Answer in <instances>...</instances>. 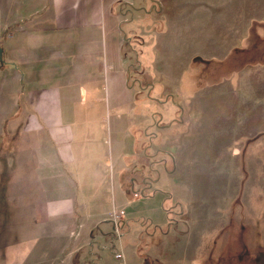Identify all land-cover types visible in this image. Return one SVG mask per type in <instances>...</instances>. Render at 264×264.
<instances>
[{
	"label": "crops",
	"instance_id": "0c3cea01",
	"mask_svg": "<svg viewBox=\"0 0 264 264\" xmlns=\"http://www.w3.org/2000/svg\"><path fill=\"white\" fill-rule=\"evenodd\" d=\"M156 1L36 0L22 16L26 23L15 30L19 40H8L5 49L17 68L1 98L3 109H10L8 126L19 127L23 142L13 149L14 172L0 190V226L19 232L0 261L89 264L94 247L102 246L112 256L97 253L95 264H142V258H134V205L150 202L154 193L146 200L134 193V163L144 167L153 155L134 161V86L129 85L134 63L129 65L124 52L125 45L134 48V18L147 20L155 7L162 15L175 1L185 36L208 26L212 36L229 37L236 22H264V0ZM166 17L170 33L177 26ZM259 30L264 35V23ZM145 88L152 91L153 82ZM153 126L166 129L160 120L154 119ZM163 144L155 147L162 156L154 162L159 170L166 166L168 178L183 169L185 155L181 147L166 150ZM145 171L137 172L139 180ZM146 180L148 188L157 183ZM112 211L121 214L119 238ZM115 252L123 258H115Z\"/></svg>",
	"mask_w": 264,
	"mask_h": 264
},
{
	"label": "rangeland",
	"instance_id": "374dc122",
	"mask_svg": "<svg viewBox=\"0 0 264 264\" xmlns=\"http://www.w3.org/2000/svg\"><path fill=\"white\" fill-rule=\"evenodd\" d=\"M35 1L0 0V190L14 172L13 149L23 142L19 127L9 128L10 109L1 102L17 68L5 49L8 40H19L15 30L25 25L22 16ZM174 2L162 15L155 7L147 20L134 18V48L124 49L134 63V161L153 155L144 167L134 163V193L141 199L154 193L150 202L134 205V258L142 264H264V22H236L229 37L212 36L208 26L185 36ZM168 15L177 26L170 33ZM150 81L152 91L145 88ZM154 119L166 127L163 132ZM163 141L165 149L181 147L185 155L183 169L168 178L166 166L159 170L154 162ZM145 169L139 180L137 172ZM145 178L157 183L145 187ZM18 232L0 226V257L13 248ZM101 248L94 247L89 264L102 251L111 258L113 251Z\"/></svg>",
	"mask_w": 264,
	"mask_h": 264
},
{
	"label": "built area",
	"instance_id": "2783aa9c",
	"mask_svg": "<svg viewBox=\"0 0 264 264\" xmlns=\"http://www.w3.org/2000/svg\"><path fill=\"white\" fill-rule=\"evenodd\" d=\"M137 195V194H136ZM110 220L113 222V226H114V233L115 236L117 238H119L120 233H121V226H120V222H121V214H119L116 211H112L110 213ZM115 258L117 259H121L123 258V255L121 252H115L114 253Z\"/></svg>",
	"mask_w": 264,
	"mask_h": 264
}]
</instances>
